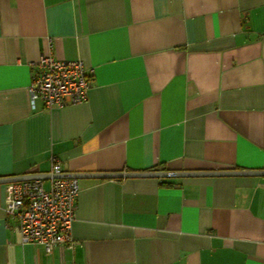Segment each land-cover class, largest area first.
Instances as JSON below:
<instances>
[{"label":"crops","instance_id":"obj_1","mask_svg":"<svg viewBox=\"0 0 264 264\" xmlns=\"http://www.w3.org/2000/svg\"><path fill=\"white\" fill-rule=\"evenodd\" d=\"M82 60L79 105L28 99L31 64ZM264 171V0H0V178ZM49 188V179L43 180ZM73 249L0 264H264V176L78 179Z\"/></svg>","mask_w":264,"mask_h":264},{"label":"built area","instance_id":"obj_2","mask_svg":"<svg viewBox=\"0 0 264 264\" xmlns=\"http://www.w3.org/2000/svg\"><path fill=\"white\" fill-rule=\"evenodd\" d=\"M27 89L30 105L45 109L79 105L86 101L91 78L82 60L55 59L51 52L31 64ZM49 175L63 174L55 159ZM79 194L78 180L51 178L46 189L42 179L10 184L8 218L15 221L22 245L42 246L46 253L58 245L73 249L72 223Z\"/></svg>","mask_w":264,"mask_h":264},{"label":"water","instance_id":"obj_3","mask_svg":"<svg viewBox=\"0 0 264 264\" xmlns=\"http://www.w3.org/2000/svg\"><path fill=\"white\" fill-rule=\"evenodd\" d=\"M220 176H264V171H205V172H185V171H147V172H128V173H77V174H60L51 176L49 174L21 175L0 178V184H11L20 181L33 179H51V178H95V179H122V178H194V177H220Z\"/></svg>","mask_w":264,"mask_h":264}]
</instances>
